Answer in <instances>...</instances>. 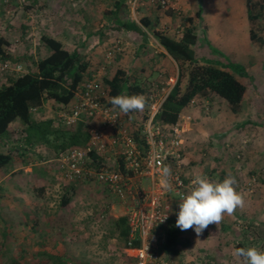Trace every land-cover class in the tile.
<instances>
[{
    "label": "rangeland",
    "instance_id": "rangeland-1",
    "mask_svg": "<svg viewBox=\"0 0 264 264\" xmlns=\"http://www.w3.org/2000/svg\"><path fill=\"white\" fill-rule=\"evenodd\" d=\"M113 1L0 0V34L9 36L12 43L8 48L11 59H0V87L8 84L11 77L36 66L48 53L41 37L50 35L63 41L69 50L79 48L87 55L94 73H102L104 80L119 68L144 76L141 69L153 66L155 71L145 83L153 88L159 86V91L164 88L160 93L163 98L177 81L176 63L170 57L159 56L161 48L152 35L148 50L141 52V37L115 30L112 18L105 14ZM157 1H130V17L137 21L143 16L158 18L160 29L177 36L183 30V21L191 15L195 17L200 9L204 21L197 25L199 35L209 33L205 23L208 21L212 36L214 31L220 36L208 37L211 47L242 65L248 73V77L237 75L248 87L238 112L219 101H194L187 107L190 127H186L183 137L181 164L188 183L196 175L212 181H221L222 175L235 177L236 190L244 195V206L231 216L225 214L218 225L208 226L219 230V236H207L208 227L199 236L194 232L193 246L185 250L182 258L168 256L173 264H237L232 251L238 240L264 251V9L259 7L260 0H252L253 11L261 16L250 21L245 6V28L241 33V17L242 21L234 23L230 16L221 14V9L219 21L215 22L208 15L212 9L207 0H167L168 5L161 8ZM169 7H173V15L167 14ZM225 10L231 15L233 9ZM252 29L257 41L249 37ZM197 52L200 57L226 61L215 56L204 42L197 46ZM4 63H9L11 69L4 70ZM18 65L22 66L21 71L14 70ZM65 109L48 103L44 116L59 120ZM245 122L251 124L242 127ZM93 125L101 127L97 122ZM124 125L130 129L129 118L124 119ZM14 129H18L17 125ZM104 132L111 135L109 130ZM35 152L27 166L17 160L0 170V264H12L14 260L43 264L47 259L45 252L64 257L67 264H131L125 242L115 231L110 216L114 197L97 183L68 182L62 176L58 158L47 147H36ZM118 155L117 150H108L110 162ZM72 185L77 187L76 195L67 208H62V196ZM171 198L172 211L179 212V202L172 194ZM251 222L256 227L257 240L248 229Z\"/></svg>",
    "mask_w": 264,
    "mask_h": 264
},
{
    "label": "trees",
    "instance_id": "trees-1",
    "mask_svg": "<svg viewBox=\"0 0 264 264\" xmlns=\"http://www.w3.org/2000/svg\"><path fill=\"white\" fill-rule=\"evenodd\" d=\"M130 1L132 0H114L112 8L106 10L105 14L112 18L115 30L131 32L141 37L142 43L139 49L141 52L147 48L149 36L152 35L167 53L161 52L159 56L171 57L178 67L177 81L155 116V122L176 125L180 122L184 110L194 101L224 102L233 112H238L248 91L247 85L238 76L248 77V73L242 65L225 58L226 56L211 47L210 43L208 46L212 53L225 58L226 61L198 55L197 46L205 40L203 41L198 33L195 18H201L202 11L199 10L195 18L187 17L183 21V30L179 35L173 36L166 29L158 27V18L153 20L151 16H143L138 21L132 19L129 15ZM246 1L248 19L257 20L261 16L260 13L253 11L252 0ZM259 7L264 9V0H260ZM166 12L173 15V7H169ZM250 38L252 41L258 40L253 29L250 31ZM41 41L48 53L37 61L34 68L11 77L8 84L0 87V170L14 164L17 160H23L24 166H27L28 160L36 153L35 148L39 146L47 147L53 152L55 158H60L73 148L88 149L90 147L91 136L84 121L67 126L56 117H45L44 110L48 103L55 106H71L84 84L92 78L93 66L88 61L87 55L79 48L69 50L63 41L55 36L43 35ZM11 44L9 36L0 34V59L4 61L11 59L8 51ZM154 71L153 66L143 67L141 72H145L144 76H135L126 69H117L110 79L105 80L109 88V101L111 97L117 95L143 94L146 96L150 87L145 81ZM146 101L142 111L124 114V117L131 121L129 130L144 154L148 148L143 133L149 112V100L146 99ZM247 124L251 122H245L241 126L244 127ZM16 125L18 129H14ZM14 135L18 136L17 139L13 138ZM10 140L13 141L12 144H8ZM14 142L19 145H14ZM89 154L94 160L92 165L97 167L105 165V160L97 155L95 149L90 150ZM119 160L122 164L121 156ZM221 177L222 181L224 175ZM185 182H187L186 179ZM76 192V185H72L62 196L60 206L67 208ZM112 220L115 231L126 243L129 235L126 218ZM175 222V219L170 220L166 228V241L159 245V252L165 256L183 255L189 245L188 238L176 227ZM248 229L257 240L259 236L256 234L253 222ZM220 233L212 226L206 231L208 236L217 237ZM238 247L254 246H247L243 240H238L234 248ZM44 254L47 259L43 264H67L66 259L60 255L50 252ZM12 264L21 263L14 260Z\"/></svg>",
    "mask_w": 264,
    "mask_h": 264
},
{
    "label": "built area",
    "instance_id": "built-area-1",
    "mask_svg": "<svg viewBox=\"0 0 264 264\" xmlns=\"http://www.w3.org/2000/svg\"><path fill=\"white\" fill-rule=\"evenodd\" d=\"M157 2L160 7L168 5L167 0ZM3 69H11L9 63H4ZM21 69L18 65L14 70ZM101 75L93 73L76 101L59 114L60 121L67 126L84 121L91 136L88 149L73 148L57 159L62 176L75 184H100L126 207L129 235L125 253L131 264H173L168 256L159 252V245L166 241V228L173 213L171 194L180 203L181 197L192 188V181L185 182L180 172L185 125L182 121L176 125L155 122L169 92L162 98L160 93L164 88L159 91V86L149 85V92L144 95L149 100L148 120L143 131L148 148L144 154L124 125V113L109 104V88ZM94 122L101 127L94 126ZM104 129L111 135L107 136ZM92 149L105 160V165H92L94 160L89 154ZM109 149L119 154L113 162L107 157ZM163 167L171 170L170 190L162 182Z\"/></svg>",
    "mask_w": 264,
    "mask_h": 264
},
{
    "label": "clouds",
    "instance_id": "clouds-1",
    "mask_svg": "<svg viewBox=\"0 0 264 264\" xmlns=\"http://www.w3.org/2000/svg\"><path fill=\"white\" fill-rule=\"evenodd\" d=\"M109 102L114 109L118 108L120 112L128 114L142 111L147 101L143 94H133L117 95L111 97ZM161 176L162 182L170 190V168L163 167ZM236 183L232 176L222 181H212L207 176L196 175L191 190L180 199L176 227L182 231L194 229L199 236L210 224L221 223L225 214L233 215L245 203L244 195L236 190ZM232 256L237 264H264V251L256 247L234 248Z\"/></svg>",
    "mask_w": 264,
    "mask_h": 264
},
{
    "label": "crops",
    "instance_id": "crops-1",
    "mask_svg": "<svg viewBox=\"0 0 264 264\" xmlns=\"http://www.w3.org/2000/svg\"><path fill=\"white\" fill-rule=\"evenodd\" d=\"M207 2L209 3V8L210 9H212V10H210L211 12L210 13H208V15H211L212 16V18H215L216 19V21L215 22H217V21H219V15H220V11H221V9H222V13L221 14H223V15H227V16H230L231 18H232V22H234V23H238V21H242L243 20V24H241V25H239V29H241V33H243V30H244V28H245V20L243 19V13L245 12V6L247 5V2H246V0H207ZM207 3V4H208ZM196 8H197V5H196ZM233 9V10H230V12H231V15H229L228 14V12H229V10L228 11H226L225 9ZM200 10V9H199ZM199 10H197V12L199 11ZM225 11V12H224ZM196 12V13H197ZM226 13V14H225ZM203 15V14H202ZM210 16V17H211ZM214 16V17H213ZM189 17H193L192 15L191 16H189ZM195 17H196V14H195ZM194 17V18H195ZM242 18V20H241V18ZM198 19V22H196L195 21V24H196V26L197 25H199V22L200 21H204L203 19V16L201 17V18H197ZM195 20H196V18H195ZM215 22H214V24H215ZM205 23H206V25L208 26V32L209 33H207L204 37H201V39L204 41H206L207 40V42L208 43H210L209 41V38L208 37H210V38H212L213 36H215V37H217V36H219V35H216L217 34V31H214L213 32V36H212V32H211V30H210V27H209V23H208V21H205ZM211 32V33H210ZM239 32V31H238ZM209 34V35H208ZM220 37V36H219ZM250 37V36H249ZM237 40V39H236ZM204 41V44L206 43V44H208L207 42H205ZM158 42V41H157ZM148 43H150V39H149V41H148ZM159 44V43H158ZM160 45V44H159ZM147 46H149V44L147 45ZM140 47V46H139ZM148 48V47H147ZM146 48V49H147ZM160 50H159V53H161V52H163V53H166V51L160 46ZM148 50V49H147ZM167 54V53H166ZM171 58V57H170ZM172 59V58H171ZM173 60V59H172ZM131 71V70H130ZM189 110V108H186L185 110H184V112H183V114H182V116H181V120L180 121H182L183 123H184V125H185V128L186 127H190V123H189V118L190 117H188V111ZM111 211H110V216H111V218L112 219H118V218H121V217H125V213H126V207L117 199V198H115L114 197V203L111 205V209H110ZM50 209L48 208V215L50 214ZM177 211L175 210V211H173V213H172V217H171V219H177ZM214 229H216L215 227H213ZM208 229V228H207ZM49 231V230H48ZM207 231V230H206ZM194 229H189V230H185V231H183V234L188 238V240H189V245L187 246V248H189V247H191V246H193V234H194ZM207 235V234H206ZM208 236V235H207ZM211 244V243H210ZM186 248V249H187ZM185 249V250H186ZM184 250V253L186 252ZM184 253H183V255H184ZM183 255H180V257L182 258V256ZM224 261V260H223ZM211 262V261H210ZM216 262V261H215ZM214 263V261L212 262V264ZM179 264H187V263H179ZM192 264V263H191ZM215 264V263H214Z\"/></svg>",
    "mask_w": 264,
    "mask_h": 264
}]
</instances>
